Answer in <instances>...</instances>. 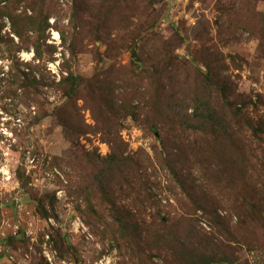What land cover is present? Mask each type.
<instances>
[{
  "label": "rangeland",
  "instance_id": "obj_1",
  "mask_svg": "<svg viewBox=\"0 0 264 264\" xmlns=\"http://www.w3.org/2000/svg\"><path fill=\"white\" fill-rule=\"evenodd\" d=\"M7 3L27 38L3 18L15 46H0V67L21 46L34 62L44 37L49 81L68 69L87 87L68 127L60 87L19 114L0 105V264H264V142L242 122L264 131V0H0V13ZM210 70L212 96L197 77ZM196 92L238 114L236 147L185 126Z\"/></svg>",
  "mask_w": 264,
  "mask_h": 264
},
{
  "label": "trees",
  "instance_id": "obj_2",
  "mask_svg": "<svg viewBox=\"0 0 264 264\" xmlns=\"http://www.w3.org/2000/svg\"><path fill=\"white\" fill-rule=\"evenodd\" d=\"M11 3V2H10ZM10 3H7L6 7L4 8L5 12L4 15L0 16V26L2 25L3 29V18L7 17L9 19H12L13 21V34H15L21 41V43L26 45V34L23 31H20L16 28V25L18 24L12 16L7 12V10L10 9V6H8ZM12 4V3H11ZM14 4V3H13ZM0 13V14H3ZM49 19H46V28H49L50 25L48 23ZM34 24V23H33ZM2 29L0 27V46L2 45H8L9 47L15 46V41L11 39L10 37H5L2 35ZM30 31V30H29ZM36 32V31H32ZM45 38L41 37L38 40H36L33 44L34 51H35V58L34 62H25L22 61L20 58H18L17 54L22 51L29 52L31 51L30 47H19V51L16 52H8V65H3L0 67V105L5 100H10L11 102L9 104H6L7 109H14L19 114V108L21 106L25 108L31 107L34 103H41V100L44 98L43 96L46 94V90H51L54 87H60V90H62L64 93V99L65 104L59 106L57 108V116L59 117V120L63 122L65 127H68V125L72 124V117H68L67 115H64V109L66 107H69L72 102L74 103V99L80 94L81 90L84 89L86 86V81L82 77L75 76L74 73L70 72V70L67 69L68 75L66 77H62L61 81L59 83L55 81L50 82L49 78L45 76V68L41 65H36V61H39L40 64L44 60V45H45ZM24 46V45H23ZM163 54H159L160 56L167 58L169 51L161 52ZM134 58H139L136 53H133ZM174 59H171L169 61L173 62ZM170 62V63H171ZM170 65V64H169ZM47 71V70H46ZM156 74V73H155ZM158 74V72H157ZM217 74L215 71L210 70L208 74H203L200 72L197 73V77H200V86H202V89L204 92L210 94L212 96L213 88L218 86L217 82H220V79H218ZM160 87V86H158ZM163 89L157 88V92H161ZM226 89L223 90L224 94H226ZM136 93V92H135ZM165 92H163L161 95H163ZM161 95L155 96V101L153 103V106L160 102L162 104L163 98H160ZM200 95V92H196V100L195 102V108H193L192 116L185 117V122L189 130H192L195 134H203L207 137H210L213 141L222 140L225 142H231V145L229 143V147H236L232 141L239 140L242 136L240 133V125L242 123L237 119L238 114L234 113L235 116L228 120L227 117L221 116L219 112L213 108L211 103V96H203L201 98L197 97ZM170 99V98H169ZM171 100V99H170ZM178 102H181V99H178ZM175 104V103H173ZM229 108L231 107L228 106ZM232 108V107H231ZM158 113L160 111L157 109ZM17 115V113H16ZM242 116V115H240ZM242 122L245 123L248 126L249 131L253 135L254 139L258 142H264V137H262V134L264 133L263 129L261 127H256V123L252 121H247L244 117H242ZM237 123L238 129H234ZM243 124L244 126H246ZM235 125V126H234ZM77 131V129H74ZM83 133V129H81L80 135ZM110 139L109 142L111 144H116V138L109 133ZM121 158V155L119 156H110L108 160V166L118 165L119 159ZM19 181L23 182L25 181L24 175L21 174L20 171H18L17 175ZM25 185V184H24ZM0 206H1V200H0ZM198 249H193V258L196 261L202 260L198 257ZM204 259V258H203ZM200 264V263H197ZM202 264H224L222 261H210V262H204ZM228 264V263H226Z\"/></svg>",
  "mask_w": 264,
  "mask_h": 264
}]
</instances>
